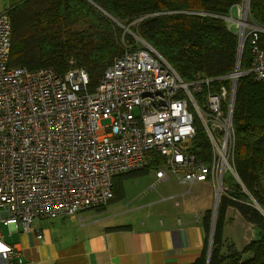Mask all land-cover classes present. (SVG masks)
Wrapping results in <instances>:
<instances>
[{
    "label": "built area",
    "instance_id": "1",
    "mask_svg": "<svg viewBox=\"0 0 264 264\" xmlns=\"http://www.w3.org/2000/svg\"><path fill=\"white\" fill-rule=\"evenodd\" d=\"M223 18L241 52L248 41V70L235 63L226 74L196 72L183 81L132 34L136 45L124 43L91 87L88 71L74 60L63 74L8 66L11 21L0 12V224L30 231L38 217L101 207L114 196L113 177L148 165L150 188L172 175L189 185L210 183L213 200L228 195L226 171L239 183L233 162L236 83L246 74L264 82V49L262 27L250 19L246 0ZM196 123L208 140L207 163L190 147ZM0 257L2 264L21 261V249L5 246Z\"/></svg>",
    "mask_w": 264,
    "mask_h": 264
},
{
    "label": "trees",
    "instance_id": "2",
    "mask_svg": "<svg viewBox=\"0 0 264 264\" xmlns=\"http://www.w3.org/2000/svg\"><path fill=\"white\" fill-rule=\"evenodd\" d=\"M242 0H22L8 13L11 21V49L8 66L28 69L49 67L63 74L70 60L86 68L90 86L127 46H134L135 34L156 50L183 81L196 72L219 76L230 72L237 59L238 36L223 16ZM250 19L264 28V0H249ZM95 19L94 32L74 31L70 27ZM127 27L129 32L124 28ZM264 49V32L258 34ZM240 68L248 70L251 56L248 41L240 58ZM235 134L233 162L240 183L221 195L213 225L208 264H264V82L252 74L241 76L236 83L232 113ZM205 163L210 159L208 140L200 125L190 144ZM155 163H161L157 158ZM140 171L113 177V198L126 178ZM112 198V199H113ZM111 199V200H112ZM253 201V203L251 202ZM255 203L262 212L255 207ZM234 207L260 231L240 252L224 249L223 226L226 208ZM205 232L203 249L192 264H207L211 229V211L202 219ZM243 253L249 254L245 259Z\"/></svg>",
    "mask_w": 264,
    "mask_h": 264
},
{
    "label": "crops",
    "instance_id": "3",
    "mask_svg": "<svg viewBox=\"0 0 264 264\" xmlns=\"http://www.w3.org/2000/svg\"><path fill=\"white\" fill-rule=\"evenodd\" d=\"M21 1L0 0V12ZM150 171L152 181L143 193L152 189ZM177 184L156 199L128 208L120 204L107 209L113 198L102 208L72 216L38 217L30 231L0 224V250L9 245L21 249V261L9 264H192L203 249L202 219L212 206L213 190L208 182L186 185L177 179ZM140 210L145 212L139 217L128 215ZM228 221L227 215L224 224Z\"/></svg>",
    "mask_w": 264,
    "mask_h": 264
},
{
    "label": "rangeland",
    "instance_id": "4",
    "mask_svg": "<svg viewBox=\"0 0 264 264\" xmlns=\"http://www.w3.org/2000/svg\"><path fill=\"white\" fill-rule=\"evenodd\" d=\"M235 14L236 13L234 12V15ZM95 22H96L95 19H88L81 21L78 24H74L70 28L74 31L86 30L92 33L96 30V27L94 26ZM133 40L135 46L136 40L134 36H133ZM195 125L197 126V123ZM150 170L151 168L148 170L149 174H143V175L141 174L139 176H136V178L133 177V178L124 179L122 181L123 189L117 195H115L113 201L110 200L112 201L110 204H108L110 201L107 203L108 204L107 209H111L120 204H125L126 207L124 206V208H128L133 205H140L151 199H156L160 197V195L166 194L169 189L178 186L177 179L171 176L170 179L167 180L166 182L159 184L155 188L148 189L147 192L143 193L145 188H147L148 184L152 181V178L150 177L151 174ZM235 183H236V179L234 175L230 171H226L224 175L225 188L229 190L232 186L235 185ZM251 202L253 203V201ZM213 203L214 200H212V206L209 209L211 212L213 208ZM144 212L145 210H140V211L128 213V215L130 216L134 215L135 217H139L143 215ZM225 215L229 216V221L226 223V225L224 224L222 231L224 249H231L235 253L240 252L249 241L259 237L260 235L259 229L254 224L244 219L234 207L232 206L227 207ZM224 223H225V219H224ZM248 256L249 254L243 253L241 255V258L245 259Z\"/></svg>",
    "mask_w": 264,
    "mask_h": 264
},
{
    "label": "water",
    "instance_id": "5",
    "mask_svg": "<svg viewBox=\"0 0 264 264\" xmlns=\"http://www.w3.org/2000/svg\"><path fill=\"white\" fill-rule=\"evenodd\" d=\"M246 1H247V3L249 2V0H246ZM124 30L128 31L127 27H125ZM262 31L264 32V28H262ZM238 45H239V47H238L237 59H236L237 64L240 63V58H241V46H240L239 40H238ZM237 179L239 181V184H241L238 176H237ZM217 205H218V202L216 200H214L213 208H212V212H211V229L209 231V243H208V248H207V264L209 263L210 251H211V246H212L213 225H214V221H215ZM255 207L262 212V209L256 203H255Z\"/></svg>",
    "mask_w": 264,
    "mask_h": 264
},
{
    "label": "bare ground",
    "instance_id": "6",
    "mask_svg": "<svg viewBox=\"0 0 264 264\" xmlns=\"http://www.w3.org/2000/svg\"><path fill=\"white\" fill-rule=\"evenodd\" d=\"M218 202V201H217Z\"/></svg>",
    "mask_w": 264,
    "mask_h": 264
}]
</instances>
